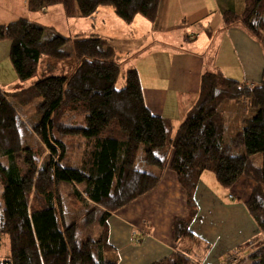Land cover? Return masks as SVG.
I'll return each instance as SVG.
<instances>
[{
    "label": "trees",
    "instance_id": "1",
    "mask_svg": "<svg viewBox=\"0 0 264 264\" xmlns=\"http://www.w3.org/2000/svg\"><path fill=\"white\" fill-rule=\"evenodd\" d=\"M160 2L28 0L27 8L44 13L60 5L67 18L81 19L108 7L130 26L137 16L154 23ZM223 21L241 28L264 54V0H244L243 11H226ZM3 40L10 42L18 79L40 78L23 90H0V239L8 242L0 264H116L107 259L113 251L109 220L155 190L166 169L186 195V216L174 222V251L151 264L204 263L210 246L190 226L205 172L226 190L241 178L254 183L244 204L260 234L240 248L253 246L248 256L228 264H264V69L251 85L203 73L197 103L173 134L171 122L146 107L136 70H128L117 88L120 68L109 40L95 34L64 38L26 19L0 26ZM66 63L70 74L55 75ZM241 100L254 116L224 147L221 106ZM36 101L39 119L28 127L18 108ZM139 150L141 162L157 173L137 168ZM258 154L261 166L251 160Z\"/></svg>",
    "mask_w": 264,
    "mask_h": 264
},
{
    "label": "crops",
    "instance_id": "2",
    "mask_svg": "<svg viewBox=\"0 0 264 264\" xmlns=\"http://www.w3.org/2000/svg\"><path fill=\"white\" fill-rule=\"evenodd\" d=\"M27 1L0 0V26L26 19L64 38L95 34L93 30L87 31L80 19L67 18L60 5L51 6L44 13H31ZM243 1L161 0L154 23L135 17L136 23L145 21L147 29H151L139 42L138 56L148 59L143 66L144 80L140 81L145 105L152 114L174 121L175 131L197 103L203 73L229 71L240 82L251 85L260 81L264 54L259 44L241 28H228L223 21L226 11L241 13ZM110 9L99 8L97 22L120 27L121 20ZM176 31L187 48L180 44L177 47L171 40ZM95 35L112 43L117 58L134 55L130 54L129 42ZM193 45L196 47L188 48ZM9 52L10 42L0 41V60H8ZM168 97L173 103L166 110ZM253 189L254 183L247 178L226 190L211 173L201 175L195 193L198 213L190 230L210 246L203 264H228L251 253L253 246L240 248L260 234L244 204ZM185 216L186 195L175 174L166 169L155 190L109 220L111 259L116 264H151L168 256L175 248L174 222ZM6 243L7 240L0 239V259L8 253Z\"/></svg>",
    "mask_w": 264,
    "mask_h": 264
},
{
    "label": "rangeland",
    "instance_id": "3",
    "mask_svg": "<svg viewBox=\"0 0 264 264\" xmlns=\"http://www.w3.org/2000/svg\"><path fill=\"white\" fill-rule=\"evenodd\" d=\"M109 10V9H108ZM112 10V9H110ZM116 16V15H115ZM117 17V16H116ZM140 17L143 20L144 18L141 16ZM81 22H83L84 28H86L87 31L93 30L95 34H99L104 37H110L116 41H122V42H129L130 43V54H134L133 56L130 55L129 57H119L117 58L116 51L114 52L113 56V61H115L120 68V76L119 80L117 83V88L120 89L124 86V75L125 73L130 69V68H136L138 76L140 81L145 77V69H143V66L146 65L148 59H144L143 57L138 56L141 52L139 51V42L140 39L142 38L143 35H145L148 31L147 25L145 26V21L137 22L134 21L130 26L125 25L122 21L121 26L119 27L118 25H114V23H99L97 22V12L92 16V18H81ZM120 20V19H118ZM149 22V21H147ZM150 23V22H149ZM194 29L199 30L198 27H195ZM199 32V31H198ZM189 33H191L189 31ZM57 35V34H56ZM64 35V34H63ZM60 36V35H59ZM62 37V36H61ZM71 39V38H69ZM183 37L182 35L179 34L178 31L176 33L171 35V40L175 41L177 47H180V45L184 48H187L186 44L183 42ZM5 41V40H4ZM180 44V45H179ZM179 45V46H178ZM194 48V46H190L188 48ZM72 47L70 44H68L65 47V51L71 52ZM154 58V57H152ZM41 68V67H40ZM39 68V69H40ZM56 72L54 73L55 75H69L71 71V66L68 65L67 63L63 65V67H59V69L55 70ZM158 75V74H157ZM225 77H228L230 79H234L233 75L231 72L226 71V73L223 74ZM38 78H40V74L38 73L35 77L32 79H29L27 81H21L18 79L16 75V71L13 68V64L11 63L10 58L8 60H0V90L2 92H14V91H19L23 90L25 88H28L31 86L33 83H35ZM38 101L34 102L30 107H24V108H18L19 112L23 116L24 121L28 125V127H32L34 124L38 122L39 117L36 115L34 108L37 105ZM173 103V100L171 97H168L166 100V104L168 105L166 107V110L169 109L171 104ZM221 109L226 112L227 115V126H226V131L224 134L223 138V146L226 147L229 145L230 141L242 131L244 124V120H250L253 116L254 113L251 112L250 107L248 105L247 100H241V101H236V102H227L224 103L221 106ZM172 126H174L175 122H171ZM175 133V126L173 127V134ZM31 141V139H29ZM80 153V149L77 150V159L78 155ZM243 151H237L234 152L235 155L242 154ZM143 158V152L142 150H139L137 154V162L136 166L137 168L146 171V172H152V173H157V170L154 167L147 166L141 162V159ZM252 163L256 166H261L262 164V156L260 154L255 155L252 157ZM66 210H71L68 205L65 206ZM69 215V214H68ZM4 240H7L4 238ZM5 242V241H4ZM8 245V242L6 243ZM4 246H1V249H3ZM8 253H6V256ZM5 256V257H6ZM111 255L107 256V259H111ZM3 259V258H1Z\"/></svg>",
    "mask_w": 264,
    "mask_h": 264
}]
</instances>
